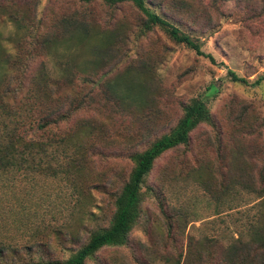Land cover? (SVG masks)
Instances as JSON below:
<instances>
[{
	"label": "rangeland",
	"instance_id": "rangeland-1",
	"mask_svg": "<svg viewBox=\"0 0 264 264\" xmlns=\"http://www.w3.org/2000/svg\"><path fill=\"white\" fill-rule=\"evenodd\" d=\"M15 1L27 17H41L44 27L63 15L86 11L102 31L76 61L78 67L88 58L98 61L96 69L87 66L85 73L80 72L75 82L78 92L91 90L99 96L107 82L124 76L148 81L152 91L147 102L134 104L131 110L120 111L115 101L106 104L102 98L99 105L76 111L62 125L63 132L75 133L86 119L103 127L84 168L89 183L79 195L65 180L45 175H36L35 180L17 175L11 181H0V235L8 234L29 192L31 200L27 197L23 204L28 211H37L31 221H84L82 226L77 224L78 248L92 230L109 225L115 211L113 193L133 168L130 155L148 144L138 145V136L146 132L151 141L169 131L182 116L183 104L193 97L207 102L214 124L196 128L190 144L167 151L147 177V185L156 188L167 214L173 216V226L169 227L159 199L147 197L130 243L105 247L86 264H174L180 253L185 256L189 249L194 254L200 248L212 251L211 261H216L237 240L248 241L253 224L264 227V196L242 183L262 181L264 81L249 85L227 78L228 69L251 82L264 73V0H192L202 15V25H208L203 31L191 29L203 42L204 55L177 42L160 26L144 32L145 15L132 2L110 6L100 0L87 4L79 0ZM146 3L160 14L168 12L150 0ZM6 22V16H0V31L7 37L14 27ZM107 38L114 44L103 46V59L93 46ZM41 60L32 64V73ZM46 62L56 69L55 58ZM92 72L96 73L95 86L83 79ZM250 123L254 128L243 129ZM164 253L171 255L170 261ZM205 258H209L207 253Z\"/></svg>",
	"mask_w": 264,
	"mask_h": 264
},
{
	"label": "trees",
	"instance_id": "trees-1",
	"mask_svg": "<svg viewBox=\"0 0 264 264\" xmlns=\"http://www.w3.org/2000/svg\"><path fill=\"white\" fill-rule=\"evenodd\" d=\"M79 1L87 4L97 0ZM100 1L110 6L132 2L145 15L144 32L160 26L177 42L204 55L203 42L192 35L191 29L203 31L208 25H202V15L194 8L192 0H150L166 9L168 12L164 10L165 14L153 10L146 0ZM16 4L15 0H0V16L5 15L7 25L14 27L7 37L0 31V181H11V176L17 175L29 180H35L36 175H45L65 180L79 195L89 183L84 168L97 147L95 140L103 133V127L86 119L79 123L75 133L63 132L62 125L69 122L76 111L99 105L102 98L106 104L115 101L120 111L131 110L134 104L147 102L152 89L148 81L124 76L120 81L107 82L99 96L91 90L78 92L75 82L80 72L85 73L87 66L95 67L98 61L88 58L81 67L76 61L87 43L102 31L92 23L86 11L63 15L45 28L41 17L38 20L27 17L28 14ZM103 41L93 48L106 59V54L102 55L103 46L108 48L114 41L110 38ZM208 56L214 59L210 54ZM39 58L41 63L32 73V64ZM47 58L56 59V69L50 67ZM95 74L83 76L84 81L95 86ZM227 78L260 85L264 81V73L251 82L228 69ZM182 108V116L169 131L151 141V134L146 132L138 136V145L148 144L130 155L133 168L113 193L115 211L108 226L92 230L89 238L76 248L81 241L77 224L82 226L84 221H31L37 211H28L25 207V199L31 200V193L26 192L22 198L25 204L21 202L14 225L9 227L8 234L0 235V264H86L88 259H96L97 253L105 247L127 246L132 230L141 220L147 197L159 199L171 228L173 216L167 214L156 188L147 185V177L156 161L167 151L188 146L196 128L202 124H214L213 115L203 98L193 97ZM250 128H254V124L243 126V129ZM82 137L85 139H80ZM260 174L262 181L258 185L245 180L242 183L263 197L264 166ZM179 213L176 210V214ZM250 235L248 241L237 240L229 246L216 261H211L214 258L212 251L200 248L194 254L189 249L185 256L180 253L174 264H264V227L253 224ZM205 253L209 258H205ZM163 256L167 262L171 260L170 254L164 253Z\"/></svg>",
	"mask_w": 264,
	"mask_h": 264
}]
</instances>
